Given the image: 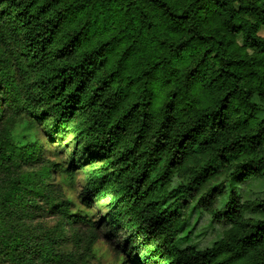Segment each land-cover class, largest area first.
Wrapping results in <instances>:
<instances>
[{
  "label": "clouds",
  "instance_id": "clouds-1",
  "mask_svg": "<svg viewBox=\"0 0 264 264\" xmlns=\"http://www.w3.org/2000/svg\"><path fill=\"white\" fill-rule=\"evenodd\" d=\"M0 264H264V0H0Z\"/></svg>",
  "mask_w": 264,
  "mask_h": 264
}]
</instances>
